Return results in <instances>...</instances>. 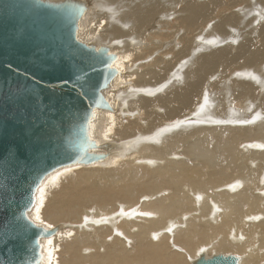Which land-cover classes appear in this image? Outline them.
<instances>
[{"label": "bare ground", "instance_id": "bare-ground-1", "mask_svg": "<svg viewBox=\"0 0 264 264\" xmlns=\"http://www.w3.org/2000/svg\"><path fill=\"white\" fill-rule=\"evenodd\" d=\"M94 1L108 15L87 14L80 39L111 23L122 81L106 97L128 109L101 112L97 131L123 142L104 163L50 175L42 205L37 192L31 215L64 224L43 264H184L210 248L264 264V0ZM230 23L248 38L242 55Z\"/></svg>", "mask_w": 264, "mask_h": 264}, {"label": "water", "instance_id": "water-1", "mask_svg": "<svg viewBox=\"0 0 264 264\" xmlns=\"http://www.w3.org/2000/svg\"><path fill=\"white\" fill-rule=\"evenodd\" d=\"M87 0H0V264H43L37 189L58 170L106 162L120 144L97 138L105 93L122 77L108 44L83 41ZM191 264H241L201 252Z\"/></svg>", "mask_w": 264, "mask_h": 264}, {"label": "rangeland", "instance_id": "rangeland-1", "mask_svg": "<svg viewBox=\"0 0 264 264\" xmlns=\"http://www.w3.org/2000/svg\"><path fill=\"white\" fill-rule=\"evenodd\" d=\"M88 2H89V4H90V6H91V9L88 11V16H90V15H92V14H94V13H96V14H94L92 17H94L95 18V16L96 15H99V14H106V15H108V13H106L107 11L106 10H100L101 9V5H100V2L99 1H94L93 2V0H87ZM92 2V3H91ZM95 6H96V8H95ZM239 8V11L241 10V9H246V7L244 6V5H241V6H239L238 7ZM97 11H98V13H97ZM87 14H86V16H87ZM90 14V15H89ZM85 16V17H86ZM91 17V18H92ZM159 17V16H158ZM258 19V21L261 23V24H264V18H261V17H258L257 18ZM105 24H106V26H103V27H106V29H107V33H106V31H105V33L106 34H109L108 33V31H110L109 30V28H111V23L107 20L106 22H104ZM215 23H218V25H220V26H222V24H221V19H220V17L218 18V19H216V21H215ZM108 24H110V25H108ZM135 25V24H134ZM133 25V26H134ZM117 26V25H116ZM103 27H101V28H103ZM118 27H120V26H118ZM121 29H122V31H124V29L122 28V27H120ZM226 29L227 30H231L232 31V33H233V35L236 37V38H241V37H244L245 38V41H239L238 43H236V49L238 50V52H239V54L240 55H242V53H243V51H244V43H246L247 41H248V38L243 34V33H241V32H238V31H236V30H234L233 28H232V23H230V24H228L227 26H226ZM104 30V29H103ZM82 32H83V30H82ZM82 32H81V34H82ZM182 32V34H183V31H181ZM102 33H104V32H101V34L99 33L98 35V40H95L97 43H99V42H101V44H107V42L109 41V37L107 38L106 37V34H102ZM80 34V35H81ZM101 35V36H100ZM105 36V37H104ZM168 38H172V40H174L175 39V36H173V35H170ZM94 40V39H93ZM108 40V41H107ZM223 40H226V37L225 38H223ZM83 41H90V40H83ZM104 42V43H103ZM114 48H116L115 46H114ZM114 50V49H113ZM115 50H118L117 48L115 49ZM234 54H236V51H234ZM149 58V57H148ZM191 60L193 61L194 59H192L191 58ZM138 65H141V62H139L138 64H136L135 66H133L132 67V70H135L136 69V67H138ZM135 68V69H134ZM123 71H125V72H123V74L124 75H126L127 73H128V71H131V69H126V70H123ZM230 72V70H226V69H223V73L224 74H227V73H229ZM123 79V78H122ZM116 81H118V82H121L122 80L120 79H117ZM115 81V82H116ZM218 89H221V91H219V92H217V93H219V94H224V91H223V87L220 85V84H217L216 85V83H215V81H216V79H213V80H210ZM221 82H223L222 80H221ZM128 84H120L119 85V89H121L122 91H125L127 88H128ZM113 89V86L109 89V90H112ZM108 90V91H109ZM107 94V92L105 93V95ZM213 95V94H212ZM107 96V95H106ZM110 112H106V111H104V113L103 114H109ZM111 114V113H110ZM113 114V113H112ZM120 114L122 115L123 114V116H126V114H124V113H121L120 112ZM127 117V116H126ZM126 117H123L124 119L126 118ZM233 119H235V116L233 115V116H231ZM243 117H245V116H242V115H239V118H243ZM125 124H126V121H125ZM143 127H145V125H143ZM157 129H160V128H157ZM158 134V133H157ZM100 131H99V133L97 134V138H99V139H104V141H115L116 143H122L123 141L120 139V138H117L116 136H112L111 138H109V139H107V138H104V137H102V135H101V137H100ZM101 139V140H102ZM121 148V147H120ZM122 161L123 162H128L127 164H124V165H128L129 164V160H128V157H123L122 158ZM93 166H95V165H93ZM88 167H92V166H88ZM68 168V167H67ZM70 169V168H69ZM59 171V170H58ZM56 173V172H55ZM117 199H120V200H122L123 202H125L124 201V197H118ZM129 206L132 204H129V203H127ZM36 205V204H35ZM86 205H90L91 206V210H95L97 207H102V205H99V206H94L93 205V201H88L87 203H86ZM35 208V207H34ZM34 208H33V210H32V212L34 211ZM131 210V209H130ZM84 209L81 211V214L79 215V217L77 218L79 221H80V225H82V223L84 222V220H85V216H84ZM32 212L30 213V218L34 221V222H36V220H35V216H32L31 214H32ZM61 218L60 217H55V218H53V221L55 222V223H57V221L58 220H60ZM36 223H39V222H36ZM42 225H44V226H47V225H45L44 223L42 224ZM47 227H49V226H47ZM230 243H232V244H234V242L231 240V242ZM84 244H86V245H89L90 247L92 246V244H94V243H88V242H86V243H84ZM45 246V245H44ZM171 247H173V249L174 250H176V251H180V249L178 248V247H176V246H172L171 245ZM44 249H45V247H44ZM216 250V249H215ZM214 250V248H210L209 249V252L211 253L210 255H208V256H211V255H213V254H225V255H229V254H232V255H236V256H238L237 254H235L236 252H231V253H225V252H221V251H219V250H217V252ZM91 252V251H90ZM82 254H84V253H82ZM198 257V254H197V256H196V258ZM196 258H189V257H187L186 256V259H185V263L184 264H191L190 263V260H192V259H196ZM187 260V261H186ZM263 264V263H262Z\"/></svg>", "mask_w": 264, "mask_h": 264}, {"label": "snow or ice", "instance_id": "snow-or-ice-1", "mask_svg": "<svg viewBox=\"0 0 264 264\" xmlns=\"http://www.w3.org/2000/svg\"><path fill=\"white\" fill-rule=\"evenodd\" d=\"M37 191L40 193L38 204L42 205L43 204V200H44V192H45L44 186L42 185L39 189H37ZM35 220L37 222H39V224H41V225L43 224V221L41 220V217H40V214H39V208L36 209ZM49 227H50V225H49ZM49 244H51V241H49ZM49 255H51V254H49ZM46 264H52L51 259L47 260Z\"/></svg>", "mask_w": 264, "mask_h": 264}]
</instances>
